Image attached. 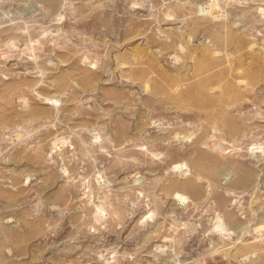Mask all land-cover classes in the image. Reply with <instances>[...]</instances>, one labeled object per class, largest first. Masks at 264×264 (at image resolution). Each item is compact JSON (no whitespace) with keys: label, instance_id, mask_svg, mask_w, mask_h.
<instances>
[{"label":"rangeland","instance_id":"1","mask_svg":"<svg viewBox=\"0 0 264 264\" xmlns=\"http://www.w3.org/2000/svg\"><path fill=\"white\" fill-rule=\"evenodd\" d=\"M0 264H264V0H0Z\"/></svg>","mask_w":264,"mask_h":264},{"label":"bare ground","instance_id":"2","mask_svg":"<svg viewBox=\"0 0 264 264\" xmlns=\"http://www.w3.org/2000/svg\"><path fill=\"white\" fill-rule=\"evenodd\" d=\"M179 167H180V166H179ZM175 168H178V166L176 165ZM175 170H176V169H175ZM177 170H178V169H177ZM178 197L180 198V200H185V199H186V197H184V196H180V195H179ZM222 225H223V224H222ZM218 226H221V224L219 223ZM221 227H222V226H221Z\"/></svg>","mask_w":264,"mask_h":264}]
</instances>
